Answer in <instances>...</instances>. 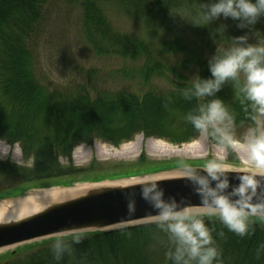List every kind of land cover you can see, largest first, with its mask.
Returning <instances> with one entry per match:
<instances>
[{
    "label": "trees",
    "instance_id": "obj_1",
    "mask_svg": "<svg viewBox=\"0 0 264 264\" xmlns=\"http://www.w3.org/2000/svg\"><path fill=\"white\" fill-rule=\"evenodd\" d=\"M53 1L0 0V136L9 142H21L26 147L24 152L32 156V168L24 174L18 171L26 185L57 186L58 182L81 175L91 178L86 176L91 167L76 168L71 163L61 167L55 160L58 153L64 154L79 143L99 140L118 145L138 133L171 144L197 138L199 132L184 117L213 97L199 101L183 97L182 89L190 79L188 67L209 77L207 56L213 44L220 43L222 35L230 30L242 35L249 29H240L236 21L223 17L210 25L195 24L191 15H195L201 2L211 0H65L79 10L91 51L131 61L134 66L123 69L126 72L122 74L126 79L135 76L138 84L133 89L127 81L129 85L124 90L113 94L99 89L90 92L84 86L78 91H62L42 85L33 51V37L46 5ZM114 9L140 25L142 35L116 31L107 15ZM221 23L227 24L223 33L217 31ZM178 27L194 38L191 45L185 44ZM255 28L264 32V17ZM167 58L175 59L176 64L169 65ZM155 81L167 83L168 90L157 89ZM216 96L235 114V128L254 127L231 81ZM139 163L138 160L135 169ZM171 165L142 167L131 170V175ZM17 169L10 166L7 172L14 175ZM204 219L212 229L221 264H264V251L257 256L258 246L264 243V222L251 218L250 234L241 237L216 217ZM64 239L69 247L60 259L54 254L53 239L19 250L27 251L23 256L19 251L3 256L0 264H172L166 253L174 245L153 222L83 235L80 243H74L71 236Z\"/></svg>",
    "mask_w": 264,
    "mask_h": 264
},
{
    "label": "clouds",
    "instance_id": "obj_2",
    "mask_svg": "<svg viewBox=\"0 0 264 264\" xmlns=\"http://www.w3.org/2000/svg\"><path fill=\"white\" fill-rule=\"evenodd\" d=\"M221 17L231 18L238 28L249 31L231 37L227 46L219 47L208 57L209 77H202L199 70L190 77L188 86L182 89L186 100L213 98L199 103L197 109L188 112L184 119L201 136L209 135L220 145L228 148L242 145L248 165L239 170L240 183L228 192L231 164L219 158L209 159L203 165L204 174L184 164L181 175L196 186L202 209L199 212L191 211L190 205L174 198L166 199L158 180L145 179L139 183L143 198L155 209V214L149 213L152 222L168 234L174 245L166 253L172 264H221L212 229L205 223L206 216L218 218L229 231L241 237L250 234L251 218L264 222V32L255 28L264 17V0L201 2L195 15H191L198 25H210ZM226 28L227 24L221 23L217 31L223 33ZM250 38L255 42H250ZM229 81L235 87L245 114L254 124L242 138L234 131L235 114L216 96ZM212 181H215L214 186ZM128 211L135 212L134 202L129 201ZM64 235H58L53 244L57 259L69 247ZM67 235L74 243H80L83 238L81 232ZM261 251H264V243L258 246L257 256Z\"/></svg>",
    "mask_w": 264,
    "mask_h": 264
},
{
    "label": "rangeland",
    "instance_id": "obj_3",
    "mask_svg": "<svg viewBox=\"0 0 264 264\" xmlns=\"http://www.w3.org/2000/svg\"><path fill=\"white\" fill-rule=\"evenodd\" d=\"M45 9L36 36L33 37V51L42 85L50 89L62 91H78L84 86L90 92L99 89L101 92L113 94L124 90L129 85L127 81H130L131 87L136 89L138 80L135 76L126 79L122 74L126 72L123 69H131L134 66L131 61H123L116 56L97 55L91 51L84 38L79 10L67 4L65 0H54L52 3L47 4ZM108 12V19L116 31L123 34L142 35L140 25L115 9ZM176 30L178 32L181 30V33L183 32L182 39L185 44L191 45L194 42V38L189 36V33L185 32V29L178 27ZM222 36L223 38L220 43H217V45L213 44V49L208 52L207 59L219 47L227 46L231 37L238 35L230 30ZM250 42H255L254 38H250ZM174 60L167 58L166 61L171 65L176 64ZM139 63L140 61L135 63L137 68L140 66ZM188 69L190 70L191 77L196 72V69L193 66L188 67ZM151 85L153 86L152 82ZM154 85L162 91L168 90L167 83L163 81H155ZM248 129L247 127H234L238 138H242ZM194 143L195 145H192ZM191 145L195 147V155H177L179 152L183 153V150L189 148ZM25 149L26 147L21 142H9L0 136V170H3L0 171V201L7 199V202H11V200H8L11 197L18 195L26 196L35 190L52 187L73 186V184L76 186L88 182L118 178L126 179V177L132 176V171H139L142 167L150 169L152 166L173 164L163 168L165 169L173 166H183L184 164L204 165L207 160L212 158H219L231 164L233 170H240L248 165L246 152L242 145H237L234 149L228 148L217 143L209 135L201 136L199 133L193 141L182 144H171L138 133L131 140L118 145L93 140L89 144L79 143L70 146L69 151H65L64 154L58 153L55 156V160L61 167L68 166L69 163L76 168L85 169L91 167V172L88 175L85 174L91 178L85 179V176L81 175L77 176L74 180L58 182L56 183L57 186L44 183L45 185L34 187L26 185L25 181L21 178V174H24L25 170L31 169L34 163L32 156L24 152L26 151ZM138 160L140 161L138 164L140 169H135ZM10 166L19 168L14 172V175H10L7 172ZM19 170L23 172L20 174L18 173ZM158 170L161 169L155 171ZM149 172L153 171L144 173ZM111 175L115 177H109ZM25 247L28 246H20L4 251L0 254V259L3 256L12 254V251L23 250ZM26 253L27 251H19L18 254L19 256H23Z\"/></svg>",
    "mask_w": 264,
    "mask_h": 264
},
{
    "label": "water",
    "instance_id": "obj_4",
    "mask_svg": "<svg viewBox=\"0 0 264 264\" xmlns=\"http://www.w3.org/2000/svg\"><path fill=\"white\" fill-rule=\"evenodd\" d=\"M190 166L204 174L203 165ZM182 167L173 166L120 178L122 180L118 178L57 187L62 191L40 197L32 207L0 216V254L20 246L56 239L62 233L64 237H69L67 233L71 232L87 235L152 223L149 213L155 214V209L143 198L139 185L145 179L158 180L166 199L174 198L184 205H190L193 212L202 211L196 186L182 177ZM239 174V170L228 173L230 185L226 191L231 192L240 183ZM212 184L214 186L215 181ZM26 197L18 195L8 200L16 202ZM5 201L7 199L0 202ZM129 201L134 202V213L128 211Z\"/></svg>",
    "mask_w": 264,
    "mask_h": 264
},
{
    "label": "bare ground",
    "instance_id": "obj_5",
    "mask_svg": "<svg viewBox=\"0 0 264 264\" xmlns=\"http://www.w3.org/2000/svg\"><path fill=\"white\" fill-rule=\"evenodd\" d=\"M192 145H195V143ZM192 145L189 148L184 149L183 153L179 152L177 155L179 156L195 155V151H194L195 147H193ZM236 147L237 145L233 146L232 148L234 149ZM61 191L62 190H60V188H54V189L51 188V189L42 190V191L35 190L33 192H30L27 195V197L23 200H19L16 202H6V201L0 202V216L13 214L14 212L22 211L23 209H28L32 207L37 201V199H39L40 197L51 196Z\"/></svg>",
    "mask_w": 264,
    "mask_h": 264
}]
</instances>
